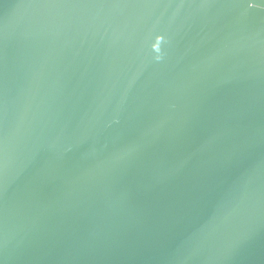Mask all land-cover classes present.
Returning a JSON list of instances; mask_svg holds the SVG:
<instances>
[{
  "label": "water",
  "instance_id": "1",
  "mask_svg": "<svg viewBox=\"0 0 264 264\" xmlns=\"http://www.w3.org/2000/svg\"><path fill=\"white\" fill-rule=\"evenodd\" d=\"M0 264H264V0H0Z\"/></svg>",
  "mask_w": 264,
  "mask_h": 264
}]
</instances>
